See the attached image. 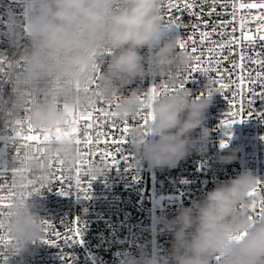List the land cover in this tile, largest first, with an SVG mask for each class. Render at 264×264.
<instances>
[{"label":"clouds","instance_id":"1","mask_svg":"<svg viewBox=\"0 0 264 264\" xmlns=\"http://www.w3.org/2000/svg\"><path fill=\"white\" fill-rule=\"evenodd\" d=\"M20 7L22 12L14 5L0 11V35L8 44L7 54L0 52V81L9 86L0 92V125L9 130H0V140L15 146L14 131L29 127L60 128L69 135L42 144L43 156L30 146L23 157L15 156L11 168L31 170L41 187H29L22 173H13L14 195L0 217V233L7 237L0 264H22L31 246L44 239L45 221L33 198L45 190L39 178L51 175L49 159L69 171L82 159L71 134L77 114L100 102L110 105L119 121H135L126 133L132 166L163 169L195 149L192 133L203 131L214 94L194 95L184 86L191 56L170 35L164 0H21ZM146 77L166 81L170 90L122 93ZM87 171L97 178L108 170L96 161ZM259 181L245 169L189 206L178 205L173 218L158 217L171 234L170 250L162 256L141 248L139 256L128 255L123 264H264V215L248 206Z\"/></svg>","mask_w":264,"mask_h":264},{"label":"built area","instance_id":"2","mask_svg":"<svg viewBox=\"0 0 264 264\" xmlns=\"http://www.w3.org/2000/svg\"><path fill=\"white\" fill-rule=\"evenodd\" d=\"M177 2L182 6L183 0ZM250 2L258 0H219L215 5V12H211V0L206 3L204 0H195L196 6L192 11L199 15L172 10L171 15L179 18L187 27L173 26L171 37L188 40L191 36L195 44L188 42V53L200 56L202 63L199 67L209 69L207 73L197 71L191 76L184 72L182 79L188 76L184 86L192 90L194 95L208 91L209 78L219 79L216 71L218 59L221 61L219 68L224 75L223 82L228 84L229 75L235 82L222 93L213 92L212 106L206 114L203 131L197 129L192 133L195 149L176 165L154 169L142 164L139 168H134L131 164V147L123 129L130 127L135 121L121 122L116 117H106L103 112H113L111 106L100 102L95 109L103 111L92 108L77 114V131L74 136L75 140L80 141L77 146L82 159L77 161L76 167L71 171L59 164V160H52L51 175L47 176L48 179L43 184L45 190L42 195L33 198L38 205L40 216L46 222L44 239L31 246L22 264H123L124 257L139 256L141 248H146L149 252L156 251L163 256L171 248L172 237L163 229V225L157 222L158 217L166 215L169 219L173 218L178 205L189 206L206 191L222 181L236 177L245 169L251 170L264 185V99L257 96L253 105L249 106L247 103L253 99L249 92L250 87L256 92L264 91L259 83L251 86L248 84V74L251 73V76L255 77L257 71L264 70L250 60L240 61L239 58L243 51L252 59H264V41L257 38L255 43L249 46L243 39L245 35L255 36L259 23L251 19L258 10L239 8L240 3ZM168 3L169 0H164L163 12L167 20L170 18ZM233 3L237 5L235 12L231 6ZM20 4L21 0H0V11L4 5H14L17 12H22ZM241 17L245 18L243 28L240 27ZM192 25L198 27L194 29ZM213 27H216L215 32H212ZM0 28H3L2 23ZM202 32H208L210 35L202 38ZM221 32L225 34L221 36ZM233 36L239 43L233 44L231 54L228 48L223 50V56L228 57L224 60L220 56L219 44ZM193 47L197 49L196 53H192ZM7 49L6 39L0 35V52L7 54ZM209 49L213 51L210 52ZM257 53L261 55L257 56ZM233 61L238 65L243 63L244 70L233 68ZM192 63L196 64V61ZM240 75L246 78L243 85H240L238 79ZM164 83L167 82L146 77L136 80L121 91L127 95L132 88L145 91L153 84L159 86ZM211 87L218 88L219 84H213ZM7 91L9 86L0 81V92ZM249 111L261 113V118L255 114L249 117ZM230 112H239L235 118L243 119L244 122L225 125L223 121L231 118L228 115ZM89 113L91 119H83ZM90 124L92 127H89ZM0 130L9 131L3 125H0ZM98 133L103 135L99 136L97 142ZM29 134L35 133H21L22 136ZM222 143L225 146H222ZM25 144L34 145L31 148L33 153H36L35 146H42L37 142L22 139L15 146L0 140V186L7 185L0 190V195L7 196L8 189L12 186V175L20 168H11V165L17 150L20 157L25 155ZM125 157L127 159H124ZM221 158H230L231 162H223ZM81 161L86 163L82 164ZM96 161L102 162L108 171L106 175L92 179L88 186L91 179L87 171L88 165ZM22 176L25 183L28 180L35 182L29 187H41L31 170L23 172ZM77 178L81 181V187L88 186L86 193L78 189ZM5 209L7 207L2 209L4 213ZM77 227L81 236L75 234ZM57 232L60 236L55 235ZM0 236L3 234L0 233ZM65 237L70 239L66 240ZM6 241L7 237L0 241V247H3Z\"/></svg>","mask_w":264,"mask_h":264},{"label":"snow or ice","instance_id":"3","mask_svg":"<svg viewBox=\"0 0 264 264\" xmlns=\"http://www.w3.org/2000/svg\"><path fill=\"white\" fill-rule=\"evenodd\" d=\"M204 2L206 3L207 0H204ZM211 2H212V5H213V7L211 8V12H215V5L219 2V0H211ZM195 6H196L195 0H193V2H188V0H183L182 6H181V3L177 2V0H169L167 8H168V13H169V17H170L169 21H171L172 26L187 27V25L182 24L180 22L179 18H176V17L171 15L173 9H175L178 12L187 11L189 13V15H199L198 13H194L192 11V9ZM221 6L223 7L224 5H221ZM231 6L233 8V12H235L237 5L235 3H233ZM239 8L240 9H248V10H258V13L256 15L252 16V18H251L252 20L259 22L258 26H257V29H256V35L255 36H253V35H245L243 37V39L248 42L249 46L253 45L257 38L260 41H264V0H258V2H250V3H240L239 4ZM211 12L209 14H211ZM205 26H207V25H205ZM220 26H223V25H220ZM244 26H245V18L241 17L240 27L243 28ZM192 27L195 29L198 26L197 25H192ZM215 31H216V27H213L212 28V32H215ZM233 32H235V28L233 29ZM224 34L225 33H223V32L220 33L221 36H223ZM200 35H201L202 38H207L210 35V33L202 32ZM189 41H191L193 43V45L195 44V41L192 39L191 36L188 37V40H184L182 38H179L177 43H178V45H179L181 50H184V51L188 52L187 51V44H188ZM213 43H215V42H213ZM238 43H239V41L234 36L232 38H230L229 40H225V41L221 42L219 44V48L221 50L220 56H222L224 60H227L228 57L227 56H223V50L225 48H228L229 52L231 54V49H232L233 44H238ZM191 51H192V53H196L197 49L195 47H193ZM209 51L211 52L213 50L209 49ZM256 55L260 56L261 53H257ZM190 56H191V62L188 65L187 69L184 71V72L188 73V76H191L192 73L197 72V71H200V72H203V73H207L209 71V69H207V68L199 67V65L202 63V61L200 59V56H196V55H192V54H190ZM239 58H240V61H244L246 59L250 60L251 63L258 64L259 67L262 70H264V59H259V60L252 59L251 57L246 56L243 51L239 54ZM192 61H196V64H193ZM209 63L211 64V61H209ZM220 63H221V61L219 59L216 60V65H217L216 71H217V75H218L219 79L218 80H212L211 78H209V82H208V92H209V94H212L213 92L222 93L225 88H229L231 84L235 83L234 81L231 80V76L230 75L228 77V84H225L223 82L224 75L221 73V70L219 68ZM232 67L233 68L239 67L241 69V71L244 70V64L243 63H240L238 65L235 61H233L232 62ZM188 76H185L183 78L184 82L186 80H188ZM238 79H239L240 85H243L245 83L246 78H245L244 75H240L238 77ZM247 82H248V84L250 86L259 83L261 88H264V71H257L255 77H252L251 73H249L248 76H247ZM217 83L219 84L218 88H212L211 87V85L217 84ZM179 87H183V82H181L179 84ZM169 90H170V88H169V84L168 83H164V84L159 85V86L153 84L152 87L148 90V95H155V94H159L160 92H166V91H169ZM249 92L253 96V99L249 100L247 102L249 106L253 105L254 99L257 96L259 98H261V99H264V91L256 92L254 88L250 87L249 88ZM94 110L103 111V110H97V109H95V107H94ZM103 114L106 117H115V113L111 112V111H105V112H103ZM253 114H255L258 118H261V113H259V112H255V113H253L252 111L248 112L249 117H251ZM228 115L231 118L223 121V123L225 125H227V126H231L232 124H235V123L244 122L243 119L237 120L235 118L237 115H239V112H230ZM149 116H150V113L143 114L144 123H147V119H148ZM83 119H85V120L91 119V113H89L88 115L84 116ZM16 123L19 124L20 122L17 121ZM74 123L76 124V120H74ZM89 127H92V125L90 124ZM127 129H128V127H124L123 132L127 133ZM76 131H77V129L75 127L72 128L71 129V134L74 135L76 133ZM27 132L35 133V134H29V135H23L22 136L21 135V133H22L21 131H14V133H13L14 139L15 138H19V140L22 139L24 141L37 142V144H44L45 142H51V140L54 139V138L58 140L61 137H66V136L69 135V132L64 131V130H62L60 128H57V129H55L54 132H52V131H44V130L37 131V130H33V129H31V127H29ZM100 135H103V134L102 133H98L97 134V142L99 140V136ZM123 142L124 141H117V143H123ZM76 143L79 144L80 141L76 140ZM89 143H92V141H89ZM24 146L26 148H28L29 146L31 148L34 147V145H32V144H25ZM222 146H225V145L222 143ZM35 151L37 153H39L40 156H43L44 149L42 147L35 146ZM118 151H119V149H118ZM106 156H107V153H105V157ZM16 157L20 158L18 150H17ZM124 159H127V158L125 157ZM42 163H43V161H42ZM81 163L82 164L86 163V161H81ZM52 164H53V161L51 159H49L47 161L48 167L51 168ZM59 164L62 165V162L59 161ZM28 170L29 169H27L25 167V168H20V169L16 170V172L23 173V172L28 171ZM39 179H41L44 182H46L48 177L47 176L46 177H41ZM92 179H95V177H91V179L88 181V186H90V183H91ZM34 183L35 182L32 181V180H28V184L29 185H32ZM76 183H77L78 189L81 192L86 193L88 191V186L87 187H81L80 186L81 185V181L79 180V178H77ZM3 187H7V185L0 186V190H2ZM12 187L13 186H11V188L8 189L7 196L0 195V216H4L5 215V213L2 211V209L4 207H9V204H10V202L6 203V204L4 202L5 201H10V197H12L14 195V192L12 191ZM61 191H63V190H61ZM249 197H250V201H249L248 206L251 208V210L257 211L259 214L264 215V185H262V181H259L257 188L255 190H253V192L249 193ZM77 223H78V220H77ZM0 228H2V223H0ZM75 234L77 236H81V231H80V229L78 227L75 229ZM55 235L56 236H60V233L57 232V233H55ZM65 239L68 240L70 238L69 237H65ZM3 240H5V237L4 236H0V241H3ZM44 242L48 243V241H44Z\"/></svg>","mask_w":264,"mask_h":264}]
</instances>
